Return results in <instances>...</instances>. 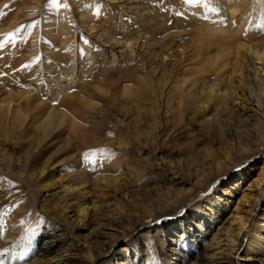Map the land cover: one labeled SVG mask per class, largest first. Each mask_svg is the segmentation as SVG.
I'll use <instances>...</instances> for the list:
<instances>
[{"label": "rangeland", "instance_id": "374dc122", "mask_svg": "<svg viewBox=\"0 0 264 264\" xmlns=\"http://www.w3.org/2000/svg\"><path fill=\"white\" fill-rule=\"evenodd\" d=\"M232 3L238 11L230 12ZM260 12L261 0H0V102L10 99L18 105L19 96L29 90L40 101H22L17 121L0 111V264H37L36 250L50 224L64 236L41 264H90L83 258L82 238L90 231L103 237L120 233L112 221L137 217L133 202L147 204L153 189L160 190L157 196L172 188L192 189L191 200L214 184L225 199L228 188L242 182L228 201L246 195L248 187L256 189L260 172L264 177L263 146L245 160H225L219 176L206 168L204 184L179 175L171 183L170 178L183 170L187 150L220 146L217 135L211 139L177 107L188 73L206 63L208 56L198 54L199 48L214 45L213 56L222 34L227 38L238 31L257 32L264 39ZM165 61L173 69L162 76ZM48 106L73 117L87 132H72L62 119L44 124ZM201 135L204 141L194 143ZM238 166L248 168L243 178L235 171ZM261 187L258 199H249L251 207L255 200L252 211L244 206L249 223L264 214ZM92 202L96 210L91 212ZM79 206L88 214L77 215ZM179 209L141 220L115 249L131 239L158 264H192L196 257L209 264L202 259L212 254L208 238H190L175 252L171 245L180 230L172 226L158 240L162 230L154 229V223ZM76 226L80 230L75 232ZM38 228L33 250L25 254V243ZM244 246L245 236L230 262L260 264L244 256Z\"/></svg>", "mask_w": 264, "mask_h": 264}, {"label": "bare ground", "instance_id": "6f19581e", "mask_svg": "<svg viewBox=\"0 0 264 264\" xmlns=\"http://www.w3.org/2000/svg\"><path fill=\"white\" fill-rule=\"evenodd\" d=\"M240 2L247 3V0H240ZM261 3L262 12H260V15L264 17V0H261ZM228 9L230 12H236L238 11V6L232 3ZM204 28L206 26H202L199 31ZM97 38L99 40L102 36H97ZM258 38L257 32L242 34L238 31L231 33L227 38L222 34L220 41L216 43L217 47L215 45L216 49L213 56L209 54H211V46L214 45H208L203 49L199 48L198 54L208 56L205 59L206 63L188 73L191 77H189L184 85H181V97L177 107L179 108L178 110L196 119L201 131L211 139L217 135L214 141H217L220 146L216 150H212L211 148H205L196 152H193L191 149L187 150L183 170L180 169L178 174L171 173V183H174L179 175L187 180L193 179L198 184H204L208 176L206 168L210 172H214L215 176H219L220 172L225 168V160L230 163L236 160H245L256 147H264V78L260 76L264 72V39ZM125 43L127 44V42ZM169 65L168 61H165L162 65V76L166 73H172L173 68L169 69ZM170 77L173 79L172 75L168 76V78ZM30 92L29 90L19 96V100L21 99L19 101L20 104L24 101L27 105L32 100L31 98L35 97L30 95ZM73 96L74 94L71 95V98ZM34 99L39 101L38 97ZM14 103V100L10 99L9 101L0 102V111L12 117L14 121H17V113L21 105H14ZM34 108V110L37 109L36 107ZM48 108L49 111L45 117L44 124H50V119H62V122L67 121L69 123L72 132H87L76 126L77 124H75L73 117H67L64 113L58 111L55 106H48ZM174 111L177 112L176 110ZM61 123L58 122L57 125ZM203 138L204 136L194 140V143L198 141L203 142ZM201 159L204 162L198 164L196 161ZM188 166H192V172L189 168L187 169ZM45 169V167H42L41 171ZM247 169L242 168V166L235 167V171L242 178L244 177L242 173ZM259 177L258 185L262 184L260 190L263 194V173L260 172ZM241 183L237 182V184L228 188L230 192L226 191L225 199L220 198L222 191L214 184L208 185L209 189H206L191 200L189 199L191 192H193L192 189L172 188L160 196H157L160 190L153 189L147 198V204H145L146 200H142L145 202L143 204L133 202L132 207L136 208L134 210L138 213L137 217L130 216L121 221H112L118 225L120 233H103V237L100 231H90L87 236H84L82 238L84 246L81 248L83 258L90 264H158L150 260L151 258L146 249L139 248L138 244L131 239L126 240V246L118 250L115 249V244L118 240L126 238V230L133 228L141 220L156 219L158 214L164 215L168 211L180 207L173 216L164 217V215L162 219L155 222L152 226L156 230H162V237H159V241H162L169 227L173 226L180 230L179 236H177L171 245L175 248V252H177L176 246L182 245L183 241L189 242L190 238H194V241L208 238V245L212 249V254L208 258H206V254L202 259L207 260L209 264H232L229 257L236 247L239 238L245 236L244 256L251 260L258 259L260 264H264V214L258 216L251 223L243 215L246 204L249 207V210L246 212L252 211L251 208L254 206L255 200L251 207L249 199H258V185H256V189L254 190L248 187V193L246 195H242L244 194L242 193L239 199L228 201L232 198L233 193L239 191ZM79 209L77 215L88 214L87 208L79 206ZM94 209L96 210L95 202H92L88 210L92 212ZM187 210H190L189 212L193 214V222L190 224L187 223ZM70 222L72 221L69 220L67 224ZM97 226H99L98 223L95 225V229ZM45 228L48 235L40 249L36 250V257L38 259L33 263H43L44 256L50 253L49 251L52 250V247L56 243H59L62 236H64L60 233L59 227L52 224L45 226ZM79 228V226H76L75 232L79 231ZM35 232V236L25 243V254L29 251L32 252L35 237L40 234L39 228ZM88 236L90 239H88ZM151 246H153L154 256H156V242L152 241ZM51 259L52 257L49 260ZM169 264H173V262L170 261ZM192 264L201 263L198 262V258L196 257Z\"/></svg>", "mask_w": 264, "mask_h": 264}]
</instances>
